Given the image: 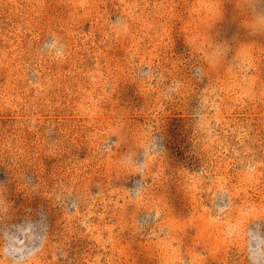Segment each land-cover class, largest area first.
<instances>
[{
  "label": "rangeland",
  "instance_id": "374dc122",
  "mask_svg": "<svg viewBox=\"0 0 264 264\" xmlns=\"http://www.w3.org/2000/svg\"><path fill=\"white\" fill-rule=\"evenodd\" d=\"M0 264H264V0H0Z\"/></svg>",
  "mask_w": 264,
  "mask_h": 264
}]
</instances>
